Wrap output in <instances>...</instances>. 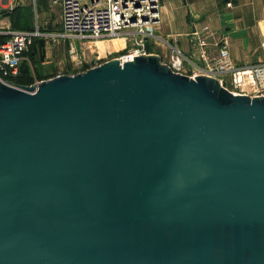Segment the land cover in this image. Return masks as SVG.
Instances as JSON below:
<instances>
[{
    "label": "water",
    "instance_id": "1",
    "mask_svg": "<svg viewBox=\"0 0 264 264\" xmlns=\"http://www.w3.org/2000/svg\"><path fill=\"white\" fill-rule=\"evenodd\" d=\"M0 264H264V96L158 55L0 79Z\"/></svg>",
    "mask_w": 264,
    "mask_h": 264
},
{
    "label": "built area",
    "instance_id": "2",
    "mask_svg": "<svg viewBox=\"0 0 264 264\" xmlns=\"http://www.w3.org/2000/svg\"><path fill=\"white\" fill-rule=\"evenodd\" d=\"M59 4L62 10V32L58 35H46L39 27L36 31L6 29L0 33L7 36V40L0 45L1 80L10 81L6 78L19 75L25 61L24 54L35 38L47 41L52 37L54 43L61 39L98 43L131 37L135 47L118 58L122 64L139 56L154 55L147 51L146 41L156 38L157 25L162 19L161 0H60ZM34 5L36 7V0ZM227 6L231 7V3ZM11 8L10 0H0V12ZM190 37L192 57L176 49L169 56L167 65L175 73L191 78H216L235 96H264V63L251 66L235 64L231 59L229 43L218 37L208 25L200 29L195 26Z\"/></svg>",
    "mask_w": 264,
    "mask_h": 264
},
{
    "label": "crops",
    "instance_id": "3",
    "mask_svg": "<svg viewBox=\"0 0 264 264\" xmlns=\"http://www.w3.org/2000/svg\"><path fill=\"white\" fill-rule=\"evenodd\" d=\"M32 1L34 2V0H10L12 5L10 9L11 17L6 18L8 20L4 22L0 21V25L4 24V27H0V33L5 32L6 29H11L12 21L24 23L26 20L20 16L22 9L30 6ZM38 3L41 6L42 19L45 20L44 0H36V11H38ZM229 3H231V7L227 6ZM180 11L185 14L183 21L178 17ZM161 15L162 19L160 24L157 25L156 38L148 39L146 46H152L156 50L159 49L155 54L159 55L162 60L167 61L173 49L181 51L187 57H192L191 52H193V49L190 35L193 32L194 25H197L198 29L208 25L217 33L218 37L229 43L231 59L235 64L251 66L264 63V0H167L166 4L162 5ZM186 21H190V24L183 26V22ZM59 24L60 29H56L54 26H40L38 23L36 28H31V31H36L39 27L46 35L60 34L62 32V10L59 15ZM36 40L41 39L35 38L34 41ZM49 40L52 41V37ZM49 40L44 42V59L41 60L39 54L34 55V60L38 63V66L40 65V68L56 61L59 63L66 61V56L60 49L61 46L66 45V43H79L61 39L56 41L53 44L54 46H50ZM154 40H160L162 46L159 48L156 44L157 41ZM152 41H154V45ZM55 46L58 47V52L49 51ZM122 48H124V45ZM26 59L27 57H25ZM37 82L39 81L35 83Z\"/></svg>",
    "mask_w": 264,
    "mask_h": 264
},
{
    "label": "rangeland",
    "instance_id": "4",
    "mask_svg": "<svg viewBox=\"0 0 264 264\" xmlns=\"http://www.w3.org/2000/svg\"><path fill=\"white\" fill-rule=\"evenodd\" d=\"M59 1L60 0H44L45 13H46L45 20L42 19L40 3H38V9H37L38 11H36L33 1L31 2L30 6H26L23 9L20 8L22 9L20 16L22 17V19H25L26 21H24V23L19 21L18 22L19 28L22 29L26 26L30 28H34V27L36 28L37 24L39 23L40 26L50 25V26H54L56 29H60L59 15H60L61 7ZM83 1L89 2L90 0H83ZM166 1L167 0H161L162 5L166 4ZM10 15H11L10 9H4L3 12H0V21L4 22L5 20H8L6 18H8ZM178 17L179 19H181V21H183L185 14L181 12L180 14H178ZM189 24L190 21L183 22V26H187ZM11 26H12L11 31L18 29L17 23H14L13 21ZM0 27H4V24H1ZM156 34L157 32H155V36ZM115 40H116L115 42L113 40H103L98 43H68V44L66 43V45H62L60 48L61 51H63V53L66 56L65 58L66 61H62L60 63L56 61L52 64L41 66V68L37 70L38 73L37 75L42 77H48L51 79L59 76V74L70 75V76L77 75L79 73H83L95 67V65H102L108 61L118 59L119 57L128 53L131 49L135 47V42L131 37L129 38L120 37ZM154 41H157L156 44L159 48L162 46L160 40H154ZM154 41H152L153 45L155 44ZM48 43H50V46H54L53 41L49 40ZM123 45L124 48H122ZM146 49L149 53H152L154 55H156L155 54L157 53L156 51L159 50V49L156 50L154 49V47L148 45L146 46ZM49 51L58 52L59 49L58 47L55 46L54 48H51V50L49 49ZM168 60L169 59H167L166 61L164 59L162 60V62L167 65Z\"/></svg>",
    "mask_w": 264,
    "mask_h": 264
},
{
    "label": "trees",
    "instance_id": "5",
    "mask_svg": "<svg viewBox=\"0 0 264 264\" xmlns=\"http://www.w3.org/2000/svg\"><path fill=\"white\" fill-rule=\"evenodd\" d=\"M9 17H11V15ZM14 23H16V21ZM17 26H18L17 30L19 31H31L32 30L31 28L27 26L20 29L18 22H17ZM6 40H7V36L0 35V45L4 43ZM44 42H45L44 40L34 41L32 46L29 48V51L24 54L25 57H27L28 61L26 59L22 63L19 75L17 77L6 78V79L12 81L13 83L17 85H22V86H31L35 84L36 81L40 82V81L51 79L48 77H42V76L37 75L38 74L37 70L40 69V65L38 66V63H36V61L34 60V55H38V54L39 56H41V60L44 59V56H43V51L45 48Z\"/></svg>",
    "mask_w": 264,
    "mask_h": 264
}]
</instances>
